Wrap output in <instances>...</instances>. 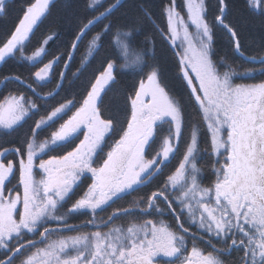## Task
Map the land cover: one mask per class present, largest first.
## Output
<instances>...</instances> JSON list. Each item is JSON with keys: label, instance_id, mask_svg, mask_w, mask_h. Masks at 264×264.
I'll use <instances>...</instances> for the list:
<instances>
[{"label": "snow or ice", "instance_id": "obj_1", "mask_svg": "<svg viewBox=\"0 0 264 264\" xmlns=\"http://www.w3.org/2000/svg\"><path fill=\"white\" fill-rule=\"evenodd\" d=\"M51 3L52 0L30 3L14 31L0 42V63L6 62L17 50L23 52L25 42L48 13ZM184 3L187 22L176 10L175 0L167 9L171 42L176 45L180 39L183 49L179 53L178 74L186 81L190 96L207 122L212 152L223 156L224 163L215 169L213 188H202L195 175L187 176L186 164L196 142L193 134V147L188 148L185 163L168 177L163 190L152 193L146 207L140 211L145 214L153 210L161 212L158 204L161 198L172 209V200H176L181 205L180 212L186 211L190 222L208 234L214 252L205 255L194 241L191 255H184L186 236L163 220L149 219L140 225L134 224L126 233L120 229L99 230L100 225L95 219L98 209L103 210L109 202L122 199L130 190L144 184L145 177L151 178L160 171L154 166L162 161L145 158L146 148L150 147L154 135V122L169 117V126L175 129L173 135L176 138L180 136L182 123L178 102L161 85L158 72L153 69L147 74L146 81L139 82L134 98L130 99L131 115L126 129L105 154L106 138L116 130V121L103 116L100 108L101 94L114 80V65L108 63L107 71L96 78L82 103L77 105L71 99L61 103L34 122L23 146L0 150V252L3 253L0 264H16L19 257H23L20 264H153L152 258L158 254L163 255L167 264H223L214 253L233 249L243 253L241 264H264V82L236 84L233 82L236 73L221 72L212 58L214 36L205 15V0H184ZM7 4L8 0H0V16L7 14ZM248 5L264 15V0H248ZM228 8V0H218L215 23L226 32L234 51L244 57L239 33L227 22ZM111 10L109 8L108 12ZM92 23L89 21L84 27L87 29ZM189 23L194 32H190ZM83 35L80 33L77 41ZM51 39L49 36L43 43L46 45ZM43 52L41 47L26 59L36 60ZM245 58L255 60V57ZM54 63H46L35 71V80L47 81ZM260 71L264 72V68ZM14 79L25 83L19 77ZM26 87L36 93L31 83ZM35 111L39 109L33 100L22 94L9 95L0 103V130H14ZM69 111L71 115L51 132L50 139L36 142L43 126L52 127ZM46 149L64 154L50 155ZM171 151L169 141L165 140L162 152L165 160ZM9 155L19 158L18 168L7 158ZM45 155L49 158L45 159ZM17 171L16 185L8 187L10 177ZM82 178L90 180L87 190L66 213L61 214L62 204L70 198ZM169 186L180 195L170 199ZM172 211L175 213V209ZM82 212L92 214L93 218L86 223L97 230L49 239L64 229L74 231L77 226L66 222L68 215ZM115 215L113 213L108 219ZM180 219L177 214L178 228L188 233L189 229ZM50 221L57 222V227H49ZM29 234L38 235L39 241L28 238ZM213 239L223 248H217ZM41 243L43 247L39 246ZM32 248L35 251L28 253Z\"/></svg>", "mask_w": 264, "mask_h": 264}, {"label": "trees", "instance_id": "obj_2", "mask_svg": "<svg viewBox=\"0 0 264 264\" xmlns=\"http://www.w3.org/2000/svg\"><path fill=\"white\" fill-rule=\"evenodd\" d=\"M114 1L116 0H104L102 5L92 9L89 7V0H53L49 6L48 13H46L45 17L41 18V21L38 22L30 34L23 52L17 51L6 62L0 63V81L8 76L19 77L27 84L31 83L32 87L40 94H49L56 86L62 66L76 35L88 21L107 9ZM33 2L34 0H8L7 14L0 16V42H3L10 36L22 18L26 8ZM228 4L229 8L225 15L227 22L239 33L241 50L246 56L261 57L264 54V15L260 11L256 13L249 10L248 0H228ZM168 6H172V0H126L119 8L94 26L83 37L69 65L63 85L53 98L40 100L29 90L13 81L6 82L0 91V102L9 94H22L25 97H31L37 103L39 109V111L31 113L14 130L9 132L0 131V150L14 149L23 146L24 141L29 137L30 131L34 127V122L39 120L41 116H46L52 109L69 99L73 100V103L77 105L82 103L83 98L90 91L91 85L95 83L96 78L106 71L108 63H113L114 80L106 86L105 91L101 94L100 103L103 116L111 117L116 121V130L109 135L108 144L112 145L115 140L120 138L122 130L126 129L131 110L130 99L134 98L139 82L146 80L147 74L151 70H157L158 81L165 87L170 96L178 102L182 111L183 122L181 123V132L179 138H176V151L172 158L175 162L164 163L159 168L160 171L156 172L157 174L155 173L151 180L138 186L130 195H124L122 199L115 200V202L100 210V213L96 214V218L100 220L106 218L107 214L112 216L113 213H116L106 227H100L104 228L103 231L108 230L112 226L121 227L124 231H127L134 224L140 225L149 219L154 222L159 220L164 221L165 217H168L170 221L165 222L182 234L183 232L178 228L176 217H173L175 213L180 215V222L186 228L189 227L185 216L178 213L177 208L172 205V209H175V213H173L172 209H169L162 198L158 201L159 207L162 209L161 212L153 210L145 214L140 209L146 207L147 200L153 192L163 190L167 178L177 169L178 162H181L180 160H182V157L186 153L193 127L200 129L199 150L201 155L197 159V165L201 174L200 181L201 184L203 183L202 187L209 188L216 180L215 165H213V163L215 164V160L211 154L208 132L206 127L201 126V119L199 120L198 116L195 117V101L190 96V89L187 88L186 81L178 74L180 48L177 45H173L167 35L165 9ZM175 8L180 13L184 12L182 0H175ZM206 9L205 15L213 29L214 36L212 58L214 62H217L219 70L221 72L230 71L236 73L237 75L233 77V82L236 84L263 82L264 72H261L260 69L264 68V63L252 64L237 57L232 45L229 43L226 32L215 23V16L218 14V0H206ZM117 27L132 29L134 32L132 42L136 46L142 47L148 53L147 61L142 71L129 74L119 69V59L112 47L113 30ZM105 28H107V31H105ZM51 35L52 39L45 47L44 56L35 63H29L26 57H29L35 50L41 47L43 41ZM96 36H100L98 48L89 62L82 67L88 42ZM57 57L59 58V62L54 66L49 81L43 84L37 83L34 78V72ZM70 115L71 111L67 115H63V119L57 120L52 127L46 126L42 130H39L36 141L43 142L50 139L51 132L56 130L59 127L58 125ZM169 132V128L163 127L160 130L158 129L151 141V145L155 144L159 148L163 139L170 135ZM150 149L148 148L147 153ZM46 152L50 155L64 154L63 151L51 152L50 149H46ZM9 156V159H12L18 167L17 158L14 155ZM48 157V155L44 156L45 159ZM16 175H18V171L13 177H10L11 184H7L6 182L8 187L16 185L18 181L15 178ZM89 183L90 180L85 181L82 178L80 185L70 194V198L62 204L60 208L61 214L66 213L68 207L80 194H83L87 190ZM172 196L170 195V199ZM175 203L177 202L175 201ZM90 218L91 216L85 214V212L74 213L68 215L66 222L77 226L75 230H78V227L81 228L82 223H86ZM107 220L108 218L104 221L106 222ZM53 223L57 224V222ZM75 230L67 231L68 233L66 234L76 232ZM205 234L204 236L194 235L195 237L193 238L195 246L202 250L204 254L213 251L211 244L208 243L209 245L206 246L208 242L206 238L209 239V237L207 233ZM187 237L191 239L189 235ZM201 237L203 238L201 239ZM28 238L36 239L37 241L40 239L38 235L33 237L31 234H29ZM212 243L216 244L219 248H223V245L215 239H213ZM34 250V248L29 249L28 253ZM2 257L3 253L0 252V258ZM218 257L223 264H237L230 261L227 256L219 255ZM22 258H17L16 264H20Z\"/></svg>", "mask_w": 264, "mask_h": 264}, {"label": "rangeland", "instance_id": "obj_3", "mask_svg": "<svg viewBox=\"0 0 264 264\" xmlns=\"http://www.w3.org/2000/svg\"><path fill=\"white\" fill-rule=\"evenodd\" d=\"M103 1L104 0H97V2L93 5V6H89L90 8H92V9H94V8H97V7H99L100 5H102V3H103ZM52 2H53V0H52ZM205 4H206V0H205ZM169 7H172V6H168L166 9H165V14H166V26H167V30H168V22H167V9L169 8ZM182 7H183V9H184V12L183 13H180V15L185 19V21L187 22V10H186V7H185V3H184V0H182ZM248 8H249V10H251V11H253V12H256V13H259V11L260 10H258V9H253V8H251L249 5H248ZM189 30H190V32H194V28L190 25V23H189ZM167 35L169 36V39L171 40V33L169 32V30H168V32H167ZM51 37H52V35H51ZM29 38H30V36H29ZM47 39V38H46ZM181 39H182V36H181ZM50 41V40H49ZM28 43V41H26L25 42V45ZM48 44V43H47ZM46 44V45H47ZM25 45H24V47H25ZM46 45L44 44V43H42V45H41V47H43L44 48V52L41 54V56L40 57H38L36 60H33V61H29L28 59V62L29 63H35L36 61H39L43 56H44V53H45V47H46ZM176 45L180 48V53L183 51V49L180 47V39H178L177 41H176ZM23 47V48H24ZM41 47H39V48H41ZM38 48V49H39ZM37 49V50H38ZM17 51H20V50H17ZM36 51V50H35ZM34 51V52H35ZM34 52L30 55V56H32L33 54H34ZM53 61H55V63H54V65H53V69H52V71L49 73V78H48V80L47 81H49V79H50V77H51V75H52V72H53V70H54V66L55 65H57L58 64V62H59V58L57 57L56 59H54V60H52V61H50V62H53ZM50 62H48V63H50ZM43 67V66H42ZM106 71H107V69H106ZM35 78V77H34ZM36 81V80H35ZM47 81H44V82H38V81H36L37 83H39V84H43V83H46ZM146 81V80H145ZM195 82V81H194ZM264 82V81H263ZM258 83H261V82H257V83H255V84H258ZM138 88H139V85H138ZM9 95H12V94H9ZM9 95H7V96H5L3 99H2V101L0 102V103H2L4 100H5V98L6 97H8ZM27 99H31V100H33L31 97L30 98H28V97H26ZM34 101V100H33ZM195 117H197L198 116V119L200 120L201 119V126L202 127H206V130H207V132H208V135H209V145H210V148H211V154L214 156V160H215V164L213 163V165H215L214 166V170L216 169V168H219L223 163H224V157L223 156H219V155H216V154H214L213 152H212V145H211V133L209 132V130H208V128H207V122L204 120V118H203V113L200 111V109H199V106L198 105H195ZM31 115V113L29 114V116ZM130 115H131V110H130ZM68 118V117H67ZM67 118H65L64 120H66ZM129 119H130V117H129ZM63 122V121H62ZM61 122V123H62ZM183 122V121H182ZM51 123V122H50ZM169 123H170V118L169 117H163V118H161V122L160 123H158L157 125H158V127H156V126H154V135H155V133L157 132V130L159 129H161V128H163V127H165L166 129L167 128H169V136H166L164 139H163V141H162V143H161V145L159 146V148H158V146L157 145H151V141L153 140V138H154V135H153V138H152V140L150 141V147L149 148H151L150 149V151L147 153V150H148V148H146V159H158V160H160V161H162V163H160V164H158V165H156V166H154V167H162L163 166V164L164 163H169V162H171V163H174L175 161H174V159H172L173 158V154H175V144H176V137L173 135V133H174V131H175V129L173 128V127H170L169 126ZM47 126V125H46ZM46 126H43V128H45ZM59 126V125H58ZM156 128V129H155ZM0 131H2V130H0ZM192 133H191V135H190V140H189V144H188V147H187V150H186V153L184 154V156L182 157V160H180L181 162H178V166H177V169L175 170V172L179 169V166H180V164L181 163H185V161H184V157L185 156H187L188 155V148L189 147H193V134H195V145H194V150H193V153L191 154V156H189V161H188V163L186 164V168H185V172H186V174H187V176H191V175H195V177H196V179H197V183L200 185V187H202L203 186V183L201 184V181H200V176H201V174L199 173V170L198 171H193V166L195 165V167L197 168V169H199V167H198V165H197V159H199L200 158V155H201V152H200V150H199V139H200V129L198 128V127H193L192 128ZM225 136H226V131H225ZM109 138H110V136L108 137V138H106V140H107V145L105 146V150L107 151L108 150V148H109V146H111L110 144H108V142H109ZM165 140H168L169 141V145L171 146V148H172V151L170 152V154H169V157H168V159L167 160H165L164 158H163V155H162V152H163V148H164V142H165ZM37 143H41V142H39V141H36ZM114 143V142H113ZM9 150H11V149H9ZM46 151V150H45ZM105 151V152H106ZM157 153H160V156H158L157 157ZM9 157L10 156H8L7 158L9 159ZM15 157V156H14ZM17 158V162H18V157H16ZM49 158V157H48ZM172 159V160H171ZM98 163H99V161H98ZM18 168V167H17ZM175 172L172 174V175H174L175 174ZM37 173H38V170H37ZM153 177V176H152ZM151 177V178H152ZM16 179H18V175H16V177H15ZM37 178H39V176L37 177ZM147 177H145V181L146 182H148L149 180H151V178H147ZM167 180H168V178H167ZM145 182V183H146ZM166 183H167V181H166ZM214 184H215V182L209 187V188H213L214 187ZM189 185H190V178H189ZM140 186V185H139ZM136 188H138V186L136 187ZM135 188V189H136ZM202 188H204V187H202ZM164 189V188H163ZM134 190H130L127 194H125V195H130L132 192H133ZM167 191H168V193H169V195H173V196H178V195H180V193H179V191L178 190H176V189H172L170 186H169V188L167 189ZM82 194H80L79 195V197L81 196ZM78 197V198H79ZM77 198V199H78ZM174 200V199H173ZM172 200V205H173V207H176L177 208V211H178V213H180V214H182V215H184L185 216V218H186V222H187V224L189 225V227H188V229H189V232L188 233H182V235H185L186 236V238H187V248L185 249V251H184V255H188V256H190L191 255V249H192V247H193V238L195 237V236H199V235H202V236H204V235H206L204 232H202L195 224H192L191 222H190V220H189V218H188V216H187V212L185 211V212H183V213H181L180 212V208H181V205L179 204V203H175V201H173ZM110 203H112V202H109V204ZM167 204V203H166ZM71 206V205H70ZM107 206V205H106ZM106 206H104V208L106 207ZM69 208V207H68ZM100 210L98 209L97 210V213H100L99 212ZM82 213H84V212H82ZM85 214H88V215H90L91 216V218H90V220L93 218L92 217V214L90 213V212H85ZM176 213H175V215L173 216L174 218L176 217ZM109 217V215L107 214V217L106 218H104V219H102V220H100V219H97L96 217H95V219H96V221H97V223L100 225V227H106L107 226V224L112 220H107L106 222L104 221L105 219H107ZM164 221H170V219H168V217H165V220ZM167 223V222H166ZM49 227H52V228H56L57 227V224H55V223H53V221H50L49 222V225H48ZM84 226H85V228H84ZM108 228V227H107ZM77 229V228H76ZM87 229H90V230H87ZM111 229H120L122 232H127V231H124V229H122L121 227H110V228H108V230H106V231H103L104 230V228H99V230H101V231H103V232H108L109 230H111ZM95 230H97L92 224H89V223H82V227L80 228V227H78V230H75L76 232H73V233H70V234H66V233H68V232H70L69 230H67V229H64V230H62V231H58L57 233H54L49 239L50 240H56V239H59V238H61L62 236H69V235H77V234H81V233H87V232H91V231H95ZM39 231H42V229H40ZM68 231V232H67ZM192 234H195V236H193ZM189 235V237L192 239H188V236ZM196 239H198V238H196ZM199 240V239H198ZM206 240L207 241H209V239H207L206 238ZM209 242H207V244H206V246H208L209 244H208ZM44 245L42 244L40 247H43ZM35 251V250H34ZM33 251V252H34ZM202 251V250H201ZM206 251V250H205ZM203 252V251H202ZM222 253V252H221ZM207 254V253H206ZM205 254V255H206ZM223 256L224 257H226L225 256V254H223ZM153 259V264H167V261H166V259L163 257V255L162 254H158L156 257H153L152 258ZM156 260V261H155Z\"/></svg>", "mask_w": 264, "mask_h": 264}, {"label": "clouds", "instance_id": "obj_4", "mask_svg": "<svg viewBox=\"0 0 264 264\" xmlns=\"http://www.w3.org/2000/svg\"><path fill=\"white\" fill-rule=\"evenodd\" d=\"M96 2L97 0H89V6H93ZM133 35L134 32L132 29L120 27L114 29L112 35V47L119 59L118 67L122 72L129 74H135L142 71L148 56V53H146L142 47H138L132 42ZM97 48L98 40L96 37H93L88 42L82 67L89 62ZM193 169L198 171L195 165L193 166Z\"/></svg>", "mask_w": 264, "mask_h": 264}, {"label": "water", "instance_id": "obj_5", "mask_svg": "<svg viewBox=\"0 0 264 264\" xmlns=\"http://www.w3.org/2000/svg\"><path fill=\"white\" fill-rule=\"evenodd\" d=\"M126 0H119V3H117V0L114 1V3H112V5H110L107 9H105L104 11H102L100 14H98L96 17H94L93 19H91L90 21H93V23L86 29L84 26L85 25H88L89 24V21L82 27V29L79 31V33L76 35V37L78 35H80V33H84V35L82 36L81 39H79V41H77L76 37L72 43V46L70 48V51L68 53V56L64 62V65L61 69V72L59 74V78H58V81H57V84L55 86V88L53 89V91H51L49 94H46V95H43V94H40L39 92L36 91V93H33L31 89H29L28 87H26V82L24 84H21L19 83V81H17L16 79H14V76H8V77H5L4 79H2L0 81V91L2 89V87L4 86V84L6 82H9V81H13L17 84H19L20 86L26 88L27 90H29L36 98L40 99V100H49L51 98H53L58 92L59 90L61 89L62 85H63V82H64V78H65V75L67 73V70L69 68V65L73 59V56L76 52V49L78 47V45L80 44V42L82 41L83 37L94 27L96 26L99 22H101L102 20H104L105 18H107L110 14H112L117 8H119ZM113 5H115V7H112ZM111 8V12H108V9ZM104 14V15H101V14ZM97 17H99V19H97ZM73 45H76V47H73ZM234 51V49H233ZM235 55L239 58H241L243 61L245 62H248V63H252V64H261V63H264V60H261V57H264V54L259 57V58H255V60L253 59H246L245 57H249V56H246L244 55V57H241L238 53H236L234 51ZM67 66V67H65ZM61 74H63V76H61ZM22 80V79H20ZM60 85L59 87H57V85ZM38 93V94H37ZM160 121V120H159ZM159 121H156L154 122V125L159 123Z\"/></svg>", "mask_w": 264, "mask_h": 264}, {"label": "flooded vegetation", "instance_id": "obj_6", "mask_svg": "<svg viewBox=\"0 0 264 264\" xmlns=\"http://www.w3.org/2000/svg\"><path fill=\"white\" fill-rule=\"evenodd\" d=\"M157 174V173H156ZM217 247V246H216ZM217 248H219V247H217ZM213 249V248H212ZM212 252H214V249H213V251ZM222 252V253H221ZM209 253V252H208ZM207 253V254H208ZM206 254V255H207ZM214 254H216V255H220V256H222L223 254H225V256H227V258H229L230 259V261H232V262H236L237 264H241V260H240V257L242 256V252H237L235 249H233L231 252H225V251H220L219 253H214ZM156 261V260H155Z\"/></svg>", "mask_w": 264, "mask_h": 264}]
</instances>
